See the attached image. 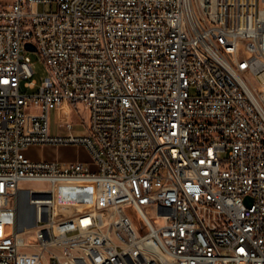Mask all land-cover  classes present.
<instances>
[{
    "label": "built area",
    "instance_id": "2783aa9c",
    "mask_svg": "<svg viewBox=\"0 0 264 264\" xmlns=\"http://www.w3.org/2000/svg\"><path fill=\"white\" fill-rule=\"evenodd\" d=\"M27 43L48 69L35 94ZM78 104L85 134H52ZM69 182L83 210L58 220ZM0 264H264V0H0Z\"/></svg>",
    "mask_w": 264,
    "mask_h": 264
},
{
    "label": "rangeland",
    "instance_id": "374dc122",
    "mask_svg": "<svg viewBox=\"0 0 264 264\" xmlns=\"http://www.w3.org/2000/svg\"><path fill=\"white\" fill-rule=\"evenodd\" d=\"M54 11L56 8H54ZM52 10L51 6L41 5L39 8L40 12H50ZM33 66H34V80L37 81L38 86L35 90L28 89L24 87V83L22 84V93L24 94H35L39 90V86L42 81L48 76V69L46 67L45 62L42 60L40 54L38 52H29L28 53ZM194 93V90H192ZM72 122L75 124V131L78 135H84L86 132V126L89 122V111L83 104H78L76 107H69L64 109H56L51 111L50 113V125L51 129L54 130L59 123H67ZM33 154L36 156L40 155V150L37 148H33L31 150ZM64 157L70 163L80 162L88 166L90 161V154L88 151H79L77 147L69 146L64 149ZM28 156V155H27ZM29 158V157H28ZM22 188L29 189H38V190H48L50 188V184L45 182H24L21 185ZM83 186L81 184L76 183H59L55 187V202H56V218L58 220H62L65 218H69L74 214L81 213L83 210ZM20 217L19 223L21 227H27L30 225L34 218L32 219L31 210L27 204L26 199H22L20 201ZM134 224L136 227L141 226V218L138 217L132 210L129 211Z\"/></svg>",
    "mask_w": 264,
    "mask_h": 264
},
{
    "label": "crops",
    "instance_id": "0c3cea01",
    "mask_svg": "<svg viewBox=\"0 0 264 264\" xmlns=\"http://www.w3.org/2000/svg\"><path fill=\"white\" fill-rule=\"evenodd\" d=\"M51 133L52 134H58L60 133L58 126L52 130L51 129ZM33 148H37L40 150V155L37 156V158H35L36 156L33 154V152H31V150ZM66 147H54V146H35V147H31L27 150L26 154L28 155V157L32 160V161H45V162H53V161H59V162H63V163H69V161L67 160V158L64 157V149ZM79 149V151H85V148H77ZM81 162V161H80ZM84 163V162H83ZM88 166L91 167L92 169H95V166L93 165L91 156H90V161L87 162ZM79 184V183H76Z\"/></svg>",
    "mask_w": 264,
    "mask_h": 264
},
{
    "label": "water",
    "instance_id": "95a60500",
    "mask_svg": "<svg viewBox=\"0 0 264 264\" xmlns=\"http://www.w3.org/2000/svg\"><path fill=\"white\" fill-rule=\"evenodd\" d=\"M25 48H26V50L29 51V52H37L36 47H35L33 44H31V43H27V44L25 45ZM246 202H247V204H249L250 207L252 206V199H251V198L247 197ZM33 226H34V223H31V224L28 225L27 227H28V228H32Z\"/></svg>",
    "mask_w": 264,
    "mask_h": 264
},
{
    "label": "bare ground",
    "instance_id": "6f19581e",
    "mask_svg": "<svg viewBox=\"0 0 264 264\" xmlns=\"http://www.w3.org/2000/svg\"><path fill=\"white\" fill-rule=\"evenodd\" d=\"M69 183H76V182H69ZM83 190H84V187H83ZM83 203H84V201H85V191H83ZM10 218H11V216L10 215H6L5 216V220H10Z\"/></svg>",
    "mask_w": 264,
    "mask_h": 264
}]
</instances>
